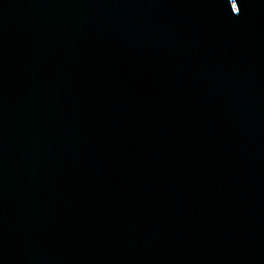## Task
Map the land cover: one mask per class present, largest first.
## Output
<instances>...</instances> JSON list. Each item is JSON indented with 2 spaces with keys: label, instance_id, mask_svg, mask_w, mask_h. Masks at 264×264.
I'll list each match as a JSON object with an SVG mask.
<instances>
[{
  "label": "water",
  "instance_id": "obj_1",
  "mask_svg": "<svg viewBox=\"0 0 264 264\" xmlns=\"http://www.w3.org/2000/svg\"><path fill=\"white\" fill-rule=\"evenodd\" d=\"M0 264H264V0H0Z\"/></svg>",
  "mask_w": 264,
  "mask_h": 264
}]
</instances>
